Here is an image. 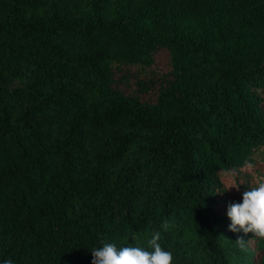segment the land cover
Instances as JSON below:
<instances>
[{
	"label": "trees",
	"instance_id": "obj_1",
	"mask_svg": "<svg viewBox=\"0 0 264 264\" xmlns=\"http://www.w3.org/2000/svg\"><path fill=\"white\" fill-rule=\"evenodd\" d=\"M259 182L264 0H0V264H264L227 217Z\"/></svg>",
	"mask_w": 264,
	"mask_h": 264
},
{
	"label": "clouds",
	"instance_id": "obj_2",
	"mask_svg": "<svg viewBox=\"0 0 264 264\" xmlns=\"http://www.w3.org/2000/svg\"><path fill=\"white\" fill-rule=\"evenodd\" d=\"M244 167L251 169L254 166L246 162ZM231 187L239 190L238 183ZM227 217L231 221L228 231L233 233L242 231L245 234L251 232L254 236L264 239V182H259L255 187L245 191L241 203L229 204ZM161 227L167 231L172 225L165 220ZM160 239V231L152 234L147 241L151 251L131 244L117 248L113 243H104L102 247L91 250V264H174L173 253L162 248ZM235 243L242 251L247 250L246 241L242 237H238ZM3 264L13 262L4 260Z\"/></svg>",
	"mask_w": 264,
	"mask_h": 264
}]
</instances>
